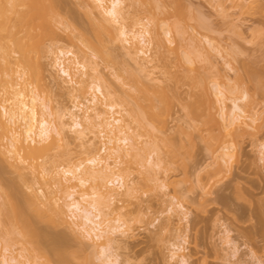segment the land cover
<instances>
[{
  "label": "rangeland",
  "instance_id": "rangeland-1",
  "mask_svg": "<svg viewBox=\"0 0 264 264\" xmlns=\"http://www.w3.org/2000/svg\"><path fill=\"white\" fill-rule=\"evenodd\" d=\"M124 1L125 25L132 30L144 28L148 32L146 40H150V44L143 47L147 55L141 51L135 53L130 43L123 41L114 31L117 37L114 40L107 37L109 45L106 43L105 48L113 51L117 63L103 60L102 55L101 59L91 56L109 81L105 91H113L110 102L117 104L120 113L115 115L122 119L120 124L127 130L133 144L122 150L120 158L107 155L113 170L124 175L126 186L112 200L105 195L95 198L103 216L110 221L104 226L108 229L117 227L116 233L112 234L113 249L108 251L110 255L107 257L108 252L104 253L86 233L77 229L74 225L77 218L66 206L70 201L66 188L68 190L71 184H66L69 182L65 177L71 175H63L64 169L81 161L88 164L92 156L100 153L106 157L109 152L104 151V146L110 145L105 135L99 128L85 122L84 134H76L67 128L68 143L62 142L64 145L59 146L61 142H58L57 149L51 152L57 159H52L55 163L50 167L58 165L55 171H59L58 175L64 178L62 181L68 187L53 184L55 181L46 174L44 176L49 180L41 173V179H33L29 170L24 173L28 180H23L14 167L10 169V162L7 164L0 155V255L17 256L24 264H56L59 256L53 252L56 249L54 241L57 245L64 241L68 244L64 247L67 254L75 251L78 255L71 253L77 258L70 255L65 259H71L70 264H264V0ZM63 2L65 13L73 12L70 15L74 18L66 16L67 19L76 24L85 20L82 23L85 25L90 16L86 10L93 6L92 0ZM15 7V10L20 8ZM93 13V18L96 15L102 19L100 10L94 9ZM13 15L9 14L10 18ZM14 19L18 20L17 16ZM58 26L50 29L55 35L50 34L53 38L48 37L45 41L44 52L39 47L40 42L34 40L29 45L33 48L27 47L29 53L26 56L34 71L36 91L60 116L74 103L85 101L83 91H90V88L85 83L61 87L58 68L54 66L56 55L60 50L77 51L74 46L77 44L89 53L95 47L88 49L90 45L87 47L84 42L77 41L78 37L77 44H74L68 35L71 29L68 31L69 27ZM167 30L172 31L171 39L166 35ZM2 35L1 38L5 37ZM8 52L15 53L13 50ZM18 55L15 54V58H21ZM14 56L10 58L14 59ZM11 63L12 68H18L16 60ZM16 68L15 73H18L20 69ZM123 68L128 71L124 72ZM20 78L14 80L21 85L24 81ZM199 82L213 90L218 86L223 91L227 105L224 111L214 93L210 98L212 113L220 122L227 126L232 122V99L239 100L246 117L223 127L208 124L207 115L202 116L204 119L200 115V120H206L204 125L197 113L194 117L195 112H189L190 105L196 109L201 101V110L205 107V113H202H207L210 101L203 95ZM5 96L2 95L1 103L8 99ZM150 98L156 101L150 102ZM7 102L4 105H10ZM195 102L198 106L192 104ZM151 103H158V106L154 109ZM151 111H159L155 122L148 119L153 116ZM64 120L70 122L69 117ZM229 145L232 156L223 160L222 149ZM42 156L47 161L46 156ZM49 163L45 164L47 168L51 165ZM111 176L106 172L85 175L89 181L84 187L76 188L75 197L80 199V192L93 196ZM39 191H44L45 196L42 192L36 195ZM45 193L53 202L57 199L55 205L48 201ZM36 197L40 198L37 200ZM82 203L86 205L84 201ZM36 205L40 206L39 209H48L44 214L50 222L39 217L44 210L40 209L39 213ZM15 208H21L22 211L18 212L24 213V217L29 216L28 222L33 225L30 228L35 229L33 232L40 237L35 240L38 242L35 245L28 242L25 233L21 234L24 229ZM49 215L54 216L56 222L60 216L64 222L54 223V218ZM55 237L58 241L64 240L58 243ZM174 244L182 248L175 251ZM5 248L8 251L5 252Z\"/></svg>",
  "mask_w": 264,
  "mask_h": 264
},
{
  "label": "bare ground",
  "instance_id": "bare-ground-1",
  "mask_svg": "<svg viewBox=\"0 0 264 264\" xmlns=\"http://www.w3.org/2000/svg\"><path fill=\"white\" fill-rule=\"evenodd\" d=\"M17 1L18 0H0V52H1L0 58H2L0 62H2L4 60V63L3 62H2L3 64L1 63L3 66H1V64H0V66H1L0 67V99H1L2 95H6L5 98L8 96V99L4 100V102L2 101L3 104L0 101V105H2L0 107V155L2 157L1 159H4V161L6 163L8 162L7 164H9V162H10V164H11V166L9 165L10 169L12 167H14L16 169V171L19 172V174L23 178V180H28V179H25V176L27 174H24V173H26V171L29 170V172H31L32 175H34L33 179H35V178L38 179L42 174V177L49 176L51 180L55 181L53 184H57V185L62 184L63 185L64 184L63 183L64 178L62 179L58 175L59 171H58V173L55 171L56 167L58 165L55 164L56 167H50V166H52V163L55 161L54 159H57L55 157V155H51L52 150L57 149L58 142H61L59 144V146H61L63 143L65 145L68 143L67 135H66L67 134V132H66L67 128H69L70 130H72L76 134H81V135L84 134L86 131L85 122L92 124L94 127L99 128L100 133L103 136L105 135L104 138L106 137L108 142H109L108 144L111 145V146L110 145L104 146V151H105V153H106V151H109L110 153L109 152H108L109 154L106 153V157L101 156L100 153H98V154L92 156L90 159H88V162H87L88 164H85L82 161L79 163H76L72 167L64 169L63 175H71V176L65 177V181L69 182L66 184L67 185L71 184L70 187H68L66 184H64V185H66L65 187H68V190L66 188V193H67V198L70 199V201L68 203H66V206H68V208L70 209V211L74 215L75 219L77 218V220H75L77 222H75L74 225L77 226V229L79 228L78 230H82L84 233H86V235H88L94 241V244H98L97 246L102 248V251L104 253H107L108 251L113 249L112 247H113L114 239L112 238V234L116 233L117 227H111L110 229H108L104 226V223H109L110 221L105 216H103L102 210L99 207V204L95 198H96V196H99V195L100 196L105 195L106 197H108L112 200L116 197V194L118 193V191L122 190L126 186V181H125L124 175L120 172H116L113 170V168L111 167L112 166L111 163L109 162V160H107V158H108L107 155L110 156L111 154H113L112 156L115 155L116 159L118 157L120 158L123 155L122 152L125 149H129L133 144H132L131 138L129 137V135L127 133V130H125L124 127L120 124L122 119L120 117H116V115H115V114L120 113L117 110V108H118L117 104L110 102V100H112L113 96H114L113 91H111V90H109L107 92L105 91V89L109 85V81L107 80V77L105 76V74L101 70H99L100 67L98 68V66H99L98 62L95 61L93 58H91V56H96V57L98 56L100 58L102 55L103 60L110 59V60H112V62L110 60H108V61L106 60V61L107 62L110 61V63H113L114 57H115L112 54L113 51L111 50L112 51L111 52L109 47H108L109 49L105 48V45L108 41L107 37L109 39L112 37L111 39H113L116 35L117 36L119 35L120 37H122L123 41L125 40L126 42H128V44L130 43V46H131L130 48L133 49V51L135 53L141 51L142 53L147 55V51H143V47H144V45L150 44L149 43L150 40L148 42L146 40V37H147L146 33H148V32L144 28H142V30H139V29L138 30H135V29L132 30V28L129 29L125 25L124 19H125V14H126V11H125L126 5H125L124 0H92L93 6L92 5L90 6L92 8V10L93 11H94V9H96V10L98 9V11L100 10V12H101V14H103V16H102V19L99 18V16L97 17L96 15L93 18V16H92L93 11L90 10L91 8L89 10H86L87 9L86 8L85 10L88 14L87 16L90 15L89 19L87 17L86 18L88 20H90V23H88V20H87L85 25L82 24V23H84L85 20L82 23H80L81 22L80 21L79 23L76 24V23H72L73 22L72 20L67 19L66 16L74 18L73 16L70 15V14H73V12H72V10L71 11L69 10L70 13L68 11L65 13V11H64L65 10V8H64L65 2H63V0H19V2H17ZM19 3H21L23 5V7H20L21 4H19ZM7 4L11 5V6H9L11 8V10L9 7H7L8 6ZM16 4L18 7L21 8V10L22 9L23 10L20 11V8L18 9ZM72 4H74V3H72ZM13 5H14V7L16 6L15 8H17L16 10L18 11V13L17 12L14 13L16 10L14 9V7H12ZM76 6L78 7V4ZM5 9H6V11H5ZM12 10H13V12H12ZM4 13H6V14H4ZM12 13L17 16L18 20H15L16 18L14 19V17H16L14 15L12 18H10L9 14H12ZM95 14H97V13L95 12ZM96 18H99L100 20L97 19L98 20L97 21ZM11 19H12V21H15V22L11 23ZM82 19H84V18H82ZM87 24H89V25H87ZM54 25L56 26V28H59L58 25H62V26L64 25L65 27H67V28L64 27L65 29H68V27H69L68 31L70 29H71V31H69L70 34L68 33V35H69L71 40L75 41V42L73 41L74 44H77V41L80 40V41H82V43L84 42L85 45H87V44L90 45L88 49H90V47L93 46L90 50L94 49V47H95V49L92 50L91 53H89L88 51H85L86 50L85 48H83V47L81 48V46H78V44H77V45H74V46H76L75 48L77 51H75V50L74 51L73 50L72 51L60 50L59 53L56 55L55 60H54V66L56 68H58L59 77L61 78V80L58 79L61 81L58 84H60L61 87H65L66 84L85 83L90 88V91H88V90L83 91V96H84L83 98L85 101L74 103L72 107H70L66 112L61 113L60 116L58 114L54 113V109H53V107L50 106V103H47L46 101H44V99L36 91V87H34V71L31 69V65H29V63H28V58H27L28 56H26L29 53L28 50L29 49L31 50L33 48L32 46H31L32 47L31 48L29 45L32 44L31 42H33L34 40H36V41L38 40V43L40 42L39 47L42 50V52H44L45 44H46L45 41H47L50 38H53V36L55 35V33L53 31L50 32L51 31L50 29H54L53 28ZM112 30H113V33H112ZM114 31H115V33L117 32L118 34L114 35ZM2 33L5 35H2ZM50 34L53 36H51ZM1 35L5 36V37L1 38ZM71 35H72V37H71ZM166 35L171 39L172 38V31L167 30ZM77 37L79 39H77V41H76ZM3 38H7V39H5L6 41L2 40ZM2 41H4V42H2ZM27 44H28V46H26ZM107 44L109 45V43H107ZM88 45H87V47H88ZM27 47H30V48L26 51ZM103 48H105V49H103ZM40 49L38 51H40ZM1 50H3V52ZM9 50H13V52H15V53L14 54L12 52L9 53L8 52ZM17 53L21 56V58H22L21 61L19 60L21 58H19V57H18V59L15 58L14 55ZM8 54H11V56ZM90 54H92V55H90ZM8 56H10V57L14 56V59H11ZM12 60L14 63H15V60L19 63V65H17V66L20 70L15 67L16 64H18V63L14 64L15 66H13V67H15L17 70H19V72L18 71L17 72L20 74L15 73L16 72L15 68L11 67ZM114 62H116V61H114ZM120 63H121V61H120ZM88 64H90V65H88ZM118 67H120V66H118ZM41 69H44L43 65L41 66ZM124 70H126V69H124ZM127 71H128V69L124 72H127ZM16 77L17 78L21 77L22 80L24 81V83L23 84L21 83V85H20V83L17 84V81L15 82V80H14V78L17 79ZM190 80H192V79H190ZM198 80H200V79H198ZM192 82L194 85L196 83L198 84V81H196V83L194 81H192ZM199 83H201V82H199ZM1 86H2V88H1ZM198 86H199V84H198ZM201 86H202L201 90H202L203 95H205L206 98L209 99V101H210V98H212L213 93L215 96L218 97L219 102L223 106L222 111H224L226 109L227 105L225 102L226 98H225L224 93L221 90V88L216 86L213 90L212 88H209L208 86H206L205 83H203V84L201 83ZM20 87H21V89H20ZM206 98H205V100H206ZM146 99H147V97H146ZM153 99L154 98H152V99L150 98V102H151V100L153 102L156 101V100L154 101ZM198 99H201V97ZM202 99L204 100V98H202ZM195 100L198 103L197 98ZM6 101H8L7 103L10 105H8V106L4 105V103ZM231 101H232V104L230 106L231 107V111H230L231 113L230 114L232 116V122L230 124H228V126L232 125V123H234L235 121H239V120L246 117V115H245L246 111L240 105L239 100L238 99H232ZM196 102L192 103V104H196L198 106V104ZM200 102L201 101H199L198 107L195 105L197 108L194 106L196 109H194L193 106L190 105L189 112L191 111L190 113H192V114H194L193 112H195L194 117H195L196 113H197L198 119H199L200 115H201L200 118H203L207 115L205 119L206 120L208 119V121H210V122H208V124L214 123L215 125L219 124V125H222L223 127H228L227 125H225L224 123L219 121V119L217 118L215 113H212V111H213L212 110L213 109L212 103L213 102L212 103H211V101L209 102V106L207 108L206 114L202 113V111L204 112L203 109L205 107L201 110V108L203 106H201L202 104H200ZM151 104H153V103H151ZM156 104H158V103H154L152 105L154 107V109H155V107L158 106ZM200 106H201V108H200ZM199 108H200V111L198 110ZM156 110H159V108ZM91 111L92 112L94 111V113H92ZM152 111L154 112V110H152ZM153 112L151 113L153 116L148 117L149 120L151 118L150 122L152 120H153L152 122H155L154 121L155 117L158 116L159 111H157V113L156 112L153 113ZM199 112H201L202 114ZM154 114H157V115L154 116ZM203 115H205V116H203ZM189 116H191V114ZM65 117H69L70 122H67L66 120H64ZM192 117H190V118L192 119ZM199 120H196V122H198ZM206 120L201 119L200 121H202V122L204 121V125H205ZM148 124L151 125V123H148ZM152 125H153V123H152ZM103 145H106V142ZM231 149H232V147L230 145L223 147V149H222L223 151L221 154L222 155L221 157L223 160H225L226 158H230L232 156L230 153ZM64 154L67 155V153H64ZM64 154H62L61 156H63ZM42 155L46 156L47 161H45L46 159ZM43 157H44V159H43ZM41 159L44 163H41L42 162ZM116 159H115V161L119 160V159L118 160H116ZM47 163L51 164V165H48L49 168H47L45 165ZM54 163H53V165H54ZM1 165H2V163H1ZM53 168H55V169H53ZM105 172L111 174L112 176L106 185L104 184V185L99 186L100 191L98 190L94 193L95 197H94V195L92 196L86 192H84V193L80 192V197H81L80 199H77L75 197V195L77 193L76 188L77 187H80V188L84 187L85 185H87V182L89 181L88 178L85 177V175H94L96 173L102 174ZM45 174H46V176H44ZM16 175H18V174H16ZM40 179H41V177H40ZM44 179H47V177ZM47 180H49V179H47ZM73 181H75V182L72 183ZM109 184L111 186H109ZM103 187L105 188V190L102 189ZM63 188H64V186H63ZM40 192H42V191H39L36 195H39ZM43 192L41 194H43ZM6 196H8V195H6ZM48 197H49L48 201H52L51 202L52 204L57 202V199L54 200V202H53V199L50 200V196L47 195V198ZM38 198H40V197H38ZM38 198L36 197L35 199L38 200ZM53 198H55V197H53ZM82 201H84V203H86V205H84L82 203ZM29 202L31 204V201H29ZM12 207H14V206H12ZM36 207H37L36 210H39L38 212L40 213L41 208L40 209L38 208L40 206L36 205L35 208ZM59 207L60 206H58V208ZM15 209L17 210V212L19 210H21V208L19 210L17 208H15ZM30 209L31 208H29V210ZM53 209H54V207H53ZM53 209H52V211H53ZM10 210H9V212H10ZM41 210L43 211L44 209H41ZM47 210L48 209L46 208V210H44L43 213H40L42 216L39 215L37 212V216L39 215L40 218H44L46 221L50 222L51 221L50 219L47 220L48 216L45 217ZM59 210H61V207ZM13 211H14V209H13ZM55 211L56 210H54V212ZM57 211H58V209H57ZM61 211H63V210H61ZM23 212H25V211H23ZM18 214H19L18 217L21 221L20 224L24 229V230H22L23 233H21V234L24 235V233H25L24 237L28 236L26 238L29 239L28 242H30L31 244L38 243V242H35V240L39 239L40 237L39 238L37 237L38 233L36 234V232H33L35 229L32 231L33 228H30L31 226L33 227V225H30L31 221H30V223L28 222L29 216L27 217L28 218L27 219L26 217L23 216L24 213L22 214V213L18 212ZM48 214H50V213L48 212ZM62 214H63V212H62ZM14 216H17V215H14ZM51 216L52 215H49V218H52V219L54 218L55 222L52 221L54 223H58V222L63 223L64 222V221H61V220H63V218H61L60 216H59V218L57 217L58 219H60V220H58V222H56L57 220L54 217L55 214L53 217H51ZM65 219L66 218H64V220ZM46 221H43V222H46ZM35 224H34V226H35ZM40 236H43V235H40ZM58 236L60 238L62 237L60 235H58ZM57 239L58 238H56V241L59 243L62 241L63 238L61 239V241H58ZM39 243H40L39 244V246H40L41 242H39ZM54 243L56 244V249L53 248V249H55V251H53V252H55L59 256V259H58L59 261L58 262L56 261L57 262V263L55 262L56 264H58L59 262H60V264H64V262L66 261L65 259H67L68 257L70 258V255H72L71 253L76 254L75 251L74 252L72 251L70 253V255L67 254V252L65 251V248H64L66 245H68V244H65L67 242L62 241V243H64V245H62V247L60 246L62 243L61 244L59 243L58 244L59 246L57 245V243L55 241H54ZM52 247H54V245H52ZM34 248H35V246H34ZM34 248H32V249H34ZM181 248L182 247L180 245L174 244L175 251H179ZM66 249H67V247H66ZM35 250H37V249H35ZM6 251H8L7 248H5V252ZM68 252H70V251H68ZM45 255H47V254H45ZM109 255L110 254L108 252V254L106 256L108 257ZM0 256H2V260H1L0 264H22V263L24 264V262L22 260H19L17 258V256L12 257L9 254H5V253L1 254ZM75 256H73V258ZM76 258H74V259H76ZM69 260L71 262V259H69ZM69 260H67L68 262L66 261L65 264H67V263L70 264Z\"/></svg>",
  "mask_w": 264,
  "mask_h": 264
}]
</instances>
